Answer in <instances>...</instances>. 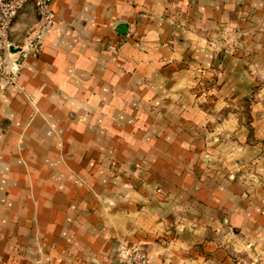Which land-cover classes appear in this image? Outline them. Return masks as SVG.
I'll list each match as a JSON object with an SVG mask.
<instances>
[{"label": "crops", "instance_id": "1", "mask_svg": "<svg viewBox=\"0 0 264 264\" xmlns=\"http://www.w3.org/2000/svg\"><path fill=\"white\" fill-rule=\"evenodd\" d=\"M52 7L57 23L41 54L27 59L16 86L0 79V255L17 235L36 254L23 264H73L72 251L88 246L78 234L108 225L107 201L131 206L111 216L135 239L171 233L175 240L158 250L187 247L183 234L206 240L228 232L225 219L236 225L233 184L218 182L205 162L223 147L210 142L221 130L243 143L252 127L264 139V107L251 122L218 113L254 87L252 70L264 72V0H54ZM36 18L26 7L16 19L15 45ZM217 67L224 76L209 98L198 88L201 72ZM235 154L255 166L264 187L261 145ZM112 170H129L136 189L117 193ZM157 187L173 193L171 204L139 211ZM255 200L264 207V189ZM242 213L243 235L229 247L252 257V243L264 258V211L257 226L252 209ZM96 243L105 246L102 237Z\"/></svg>", "mask_w": 264, "mask_h": 264}, {"label": "rangeland", "instance_id": "2", "mask_svg": "<svg viewBox=\"0 0 264 264\" xmlns=\"http://www.w3.org/2000/svg\"><path fill=\"white\" fill-rule=\"evenodd\" d=\"M232 43L233 42L230 41L228 44ZM220 67L222 68V65H220ZM221 68L217 67L210 71L207 70L201 72V79L199 80L198 88L201 93L209 98L213 97L211 94L213 89L218 86L219 81L224 76V72ZM250 75L254 87L250 88V90H244L234 106H226V111H224L226 108L223 105L222 110L218 111L219 114L239 113L240 116L241 114L243 115L242 117L245 120L250 119L249 122H251L254 118V115L251 113L254 112L256 115L259 111L258 109L264 107V72L252 70ZM257 118H262V116H258ZM222 121V117L216 119V122H218L219 125ZM250 128V139L243 143L227 130H221L218 135L213 136L210 140V142L213 143L212 147L217 148L219 146H228L229 152L227 153V150L222 147L217 150L214 159L209 158L206 159L205 162L206 164L209 163L211 166H215L210 168L211 171L217 173L218 182L227 178L233 184L228 191L233 192V196H231L232 199L229 203L234 209L233 218L236 219V225H232L229 220L225 219V226L228 227V232H218L213 238L206 240L192 233V236L183 234V236L181 235L180 241L186 243L187 247L180 248L176 254L171 251L158 250L159 248L163 249L162 246L166 247L175 240V238L170 236L171 233L164 234V236H160L161 234L156 236L148 234L151 239L157 241H153L152 243L148 238L139 237L135 239V237L129 235V231H121V224H119L118 218L115 219L111 216L114 214L115 210L119 211V209H121V211H130L131 206L126 202L118 204L117 201H107V203L104 204V207L107 208L106 211L109 215L106 217V219H108V225L104 227L102 232L99 230V232H94V234L92 232H80L78 234L79 242L84 243L85 246L88 244V246L83 250L74 249L72 251L71 258L73 259V264H201L204 261H208L210 258H214L217 264H264L263 255L257 253V250L252 243H249V248L254 254L252 257H248L246 254L244 256L242 253L243 250L240 249V247H229L232 246L235 239H240L243 235L242 227L245 220L238 217L243 214V211L247 212L248 209H252L255 213L253 225L257 226L262 224L260 214L264 211V207L260 204L261 202L255 200V197L264 189V187H261L260 185L261 179L257 172H255V166L254 169L249 167L245 159L238 158L237 154H235L236 151L244 153L247 146L257 147L259 144L264 151V139H255L253 135L254 129L252 127ZM208 131L211 132L209 129ZM247 150L250 151V149ZM259 157L260 156L256 155V160ZM111 178H113L115 182H119L115 184L116 187L119 188L117 193H122L125 190L126 192H129L130 189H136L134 183H132L129 170H112ZM124 180L126 181L122 183ZM163 188H156L157 190L154 193L156 199L154 201H152V198L147 204L138 205L139 211H142L145 207L152 208V205L155 204L162 206L165 203H170V200L168 199L173 193L167 191V188ZM218 190L219 192H223L224 188L222 187V182L219 183ZM155 209L158 208L155 206ZM239 213H241V215ZM172 227L173 226H171L170 229ZM10 235L12 236V234ZM234 235L235 237H232ZM98 236L103 238L105 246L96 243ZM230 237H232V240L229 239ZM18 239L19 237L17 235L13 236L12 241L15 242L13 243L14 246L4 255V257L0 255V264H23L21 261L25 258L36 256V254H32L33 250L28 251L25 249L24 245L21 244V241ZM211 240L217 242L219 247H216L215 249L209 248L207 242H210ZM40 243L41 241L38 242V245H40ZM155 243L160 245H153ZM98 246H102L104 249L98 248ZM38 252V256L42 254L43 250L41 247L38 249ZM153 255L155 256V259H153Z\"/></svg>", "mask_w": 264, "mask_h": 264}, {"label": "built area", "instance_id": "3", "mask_svg": "<svg viewBox=\"0 0 264 264\" xmlns=\"http://www.w3.org/2000/svg\"><path fill=\"white\" fill-rule=\"evenodd\" d=\"M54 0H0V79L8 86H16L20 73L30 57L41 54L46 34L56 25L57 15L53 10ZM36 14V23L28 29L22 45H15L13 27L25 8ZM17 46L23 51L7 63L6 47Z\"/></svg>", "mask_w": 264, "mask_h": 264}, {"label": "water", "instance_id": "4", "mask_svg": "<svg viewBox=\"0 0 264 264\" xmlns=\"http://www.w3.org/2000/svg\"><path fill=\"white\" fill-rule=\"evenodd\" d=\"M22 51L23 50L18 48L17 46H14V45L7 46L6 52H5L7 63H9L11 60L16 58L19 54H21Z\"/></svg>", "mask_w": 264, "mask_h": 264}]
</instances>
